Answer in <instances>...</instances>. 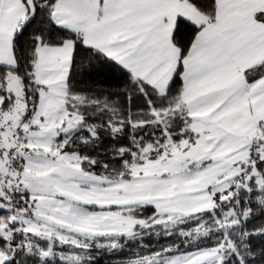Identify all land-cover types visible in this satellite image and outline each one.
<instances>
[{"label":"snow or ice","instance_id":"6c2138e0","mask_svg":"<svg viewBox=\"0 0 264 264\" xmlns=\"http://www.w3.org/2000/svg\"><path fill=\"white\" fill-rule=\"evenodd\" d=\"M264 264V0H0V264Z\"/></svg>","mask_w":264,"mask_h":264},{"label":"trees","instance_id":"16d2710c","mask_svg":"<svg viewBox=\"0 0 264 264\" xmlns=\"http://www.w3.org/2000/svg\"><path fill=\"white\" fill-rule=\"evenodd\" d=\"M102 264H108V260H107V258H105V259L102 261Z\"/></svg>","mask_w":264,"mask_h":264}]
</instances>
